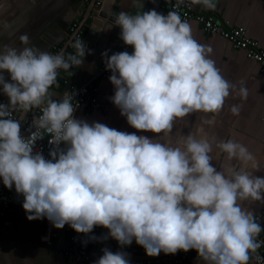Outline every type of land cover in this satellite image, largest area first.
Returning <instances> with one entry per match:
<instances>
[{
	"label": "clouds",
	"instance_id": "clouds-1",
	"mask_svg": "<svg viewBox=\"0 0 264 264\" xmlns=\"http://www.w3.org/2000/svg\"><path fill=\"white\" fill-rule=\"evenodd\" d=\"M191 3L217 7L216 0ZM142 6L143 0H137V7ZM114 23L133 51L102 53L112 73L110 99L131 127L157 137L75 118L74 97L65 93L52 99L50 89L60 69L71 76L70 69L82 66L91 50L76 39L71 44L75 54L65 58L63 52L31 45L23 34L22 49L0 46V90L9 98L0 103L4 186H15L23 196L30 221L47 218L55 228L67 224L83 234L104 227L109 230L104 239L111 237L121 247L135 240L152 257L195 249L205 264H249L264 244L257 239L264 226L243 202L264 203V177L254 174L260 164L235 139L199 135L214 126L230 97L247 100V87L224 77L211 58L213 48L199 43L176 11H120ZM241 107L231 104L228 110L239 115ZM34 108L42 114L32 121L35 131L25 137L21 119L13 114ZM196 113L212 118L201 119L187 134L178 130L174 142L167 139L177 122ZM45 134L53 146L50 159L34 152ZM220 154L228 165L218 169L212 161ZM102 252L94 264H130L123 251L105 247Z\"/></svg>",
	"mask_w": 264,
	"mask_h": 264
},
{
	"label": "crops",
	"instance_id": "crops-1",
	"mask_svg": "<svg viewBox=\"0 0 264 264\" xmlns=\"http://www.w3.org/2000/svg\"><path fill=\"white\" fill-rule=\"evenodd\" d=\"M94 2L95 0H0V46L7 45L22 49L25 45L21 43L19 37L27 34L31 45L42 51L51 52L55 45L66 48L74 36L70 26L75 18L79 20L86 41L91 14L97 11L96 4L93 6ZM122 3L126 5L125 12L135 3L137 6V0H122ZM216 3L215 10H208L200 5H196V9L203 13L213 11L219 20L245 27L249 36L258 41L264 49V0H216ZM142 7L141 11L155 9L162 14L165 11L162 0H143ZM133 9L135 13L140 11L137 7ZM188 23L193 37L199 43L213 48L211 58L215 60L224 77L237 86L243 81L248 89L247 100L230 97L225 109L215 117L214 126L205 127L204 132L199 135L211 137L215 134L219 139L231 138L246 145L260 164V171L254 174L264 177V75L260 72L259 64L248 60L244 51L236 50L222 36L207 34L199 22L192 20ZM120 31L119 26L113 24L107 40L98 41L93 44L94 47H87L91 50V54H86L82 66H73L70 69L73 73L71 76L64 71L65 78L59 79V88L51 90L55 93L52 99L62 98L72 88L95 77L104 63L105 58L102 53L107 51L111 56L124 43L120 38ZM5 76L10 80L7 73ZM110 76L96 81L99 88L97 94L103 103L106 102L107 97L114 95V85L110 82ZM8 102L9 98L0 90V103ZM231 104L242 105L239 115H233L228 110V105ZM16 114L17 119L22 121L26 113L16 112ZM74 117L89 123L100 122L118 131L135 132L137 135H146L150 138L157 137L155 133L141 132L131 127L112 101L109 102L107 110L90 112L88 106L76 108ZM207 118H212L211 114L196 113L188 116L184 121L177 122L173 136L167 139L174 142L179 135L178 130L184 134L195 131L199 121ZM161 139L165 138L161 137ZM212 164L218 169L222 166L227 167L225 154H220ZM243 206L254 214L264 211V203L260 201H245ZM44 229L45 219L30 221L26 213L21 214L11 226H5L0 219V264H66L65 232L61 231L58 239L53 244H48L40 239ZM101 255L103 254L98 249H92L91 260L82 264H94ZM193 264H205V262L198 258Z\"/></svg>",
	"mask_w": 264,
	"mask_h": 264
},
{
	"label": "built area",
	"instance_id": "built-area-1",
	"mask_svg": "<svg viewBox=\"0 0 264 264\" xmlns=\"http://www.w3.org/2000/svg\"><path fill=\"white\" fill-rule=\"evenodd\" d=\"M104 0H97V10L103 5ZM165 6L164 15H167L169 11H176L181 15L182 20L190 22L195 20L199 22L203 30L210 35H220L228 40L236 50H242L246 53L248 60L254 61L259 64L260 72L264 75V49L260 46V43L249 36L248 30L242 26H234L229 21L219 20L213 11L207 13L199 12L196 9V5L191 3V0H162ZM70 31L74 35L70 43L63 48L60 46H53L50 53L57 54L63 52L65 58L69 54H73L74 48L71 44L76 39L84 41L87 47H91L84 39V31L79 26L78 18L72 22ZM120 51L132 52V46L122 44ZM65 70H59V76L57 77V84H55L51 90L58 89L60 86L59 79L65 78ZM112 73L106 69L105 62L102 63L99 73L86 80L81 85L72 88L67 92L71 97L73 105L76 108H82L84 106L89 107V111L93 110H107L109 107L110 97H107L106 102L103 103L98 97V85L96 83L99 79H105ZM64 96V95H63ZM61 99V98H60ZM59 100V99H56ZM24 114L23 112H18ZM39 108H34L31 111L23 115L21 121L22 134L25 137L31 135V132L35 131L32 127V121L34 118H39L41 115ZM13 118L17 119V114L14 112ZM40 132H43L41 129ZM50 136L45 134L42 139H38L34 146V152H42L45 158L50 159V149L53 147L48 143ZM63 147V145H62ZM23 196L19 195L15 191V186L9 190L4 186L2 178H0V219L5 226H11L21 214L26 213L22 207ZM257 216V222L264 226V211L255 214ZM45 219V229L40 236L42 242L53 244L60 236L61 231H64L67 240L64 246V254L66 257V264H82L91 260V250L98 249L102 254V249L107 247L111 251H123L127 253V258L130 260V264H193L195 259H198V253L195 249L188 252L179 251L177 254H165L161 252L158 256L152 257L146 254L143 246L138 245L133 240L131 245H125L121 247L118 241L108 237L104 239L108 234V229L104 227H95L90 234L78 233L72 229L69 225H65L63 229L55 228L47 218ZM92 236H96L98 239H91ZM258 240L264 241V231H262L257 237ZM249 264H264V244L255 252L251 254Z\"/></svg>",
	"mask_w": 264,
	"mask_h": 264
},
{
	"label": "water",
	"instance_id": "water-1",
	"mask_svg": "<svg viewBox=\"0 0 264 264\" xmlns=\"http://www.w3.org/2000/svg\"><path fill=\"white\" fill-rule=\"evenodd\" d=\"M97 3L95 0L94 5ZM136 3L133 4L132 8H130L127 12L130 14H135L134 9L136 8ZM138 8V7H137ZM126 9L125 3H122V0H104L103 5L96 12H92L91 21L88 24L86 42L92 45L97 43L98 41L107 40L109 36V30L113 26L115 20V14H118L120 11H124ZM140 9V8H139ZM143 9V7H142ZM140 9V10H142Z\"/></svg>",
	"mask_w": 264,
	"mask_h": 264
}]
</instances>
